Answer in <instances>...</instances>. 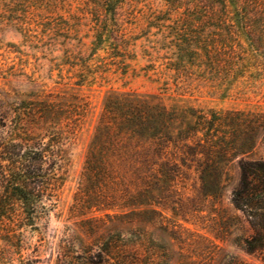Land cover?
<instances>
[{
    "label": "rangeland",
    "instance_id": "1",
    "mask_svg": "<svg viewBox=\"0 0 264 264\" xmlns=\"http://www.w3.org/2000/svg\"><path fill=\"white\" fill-rule=\"evenodd\" d=\"M193 1L0 0V171L10 142L56 143L63 156L57 192L0 199V264H57L70 243L93 256L109 237L131 264H264L231 201L240 163L264 160V50L220 66L207 53L215 17L187 10ZM135 101L178 146L212 127L215 152L207 163L170 146L168 176L133 170L125 197L103 199L85 169L101 115Z\"/></svg>",
    "mask_w": 264,
    "mask_h": 264
},
{
    "label": "trees",
    "instance_id": "2",
    "mask_svg": "<svg viewBox=\"0 0 264 264\" xmlns=\"http://www.w3.org/2000/svg\"><path fill=\"white\" fill-rule=\"evenodd\" d=\"M263 6L264 2L259 3V0H194L187 10L205 13L206 18L215 17L212 25L215 37L207 53L212 50L217 60H221L218 63L220 66L221 63H228V66L238 68L244 67L257 52L264 50V20L260 12ZM161 117L148 105L136 101L107 105L101 115L97 145L85 166L96 180L94 186L100 188L98 192L103 199L127 195L122 174L133 170L143 174L151 170L167 175L164 167L168 163L163 159L170 146L180 149L183 155L189 151L204 157L208 163L215 152L217 131L209 127L203 138L195 137V140H190L191 144L178 146L158 127ZM8 144L2 147L1 154L9 167L0 171V199L6 205L12 204L13 200L27 205L30 199H41L46 190H52L51 193L59 190L62 177L58 172L63 156L56 143L44 147L42 143L29 140ZM171 166L178 168L175 162ZM239 167L240 178L232 191L231 201L253 231L244 241V248L248 253L264 251V160L241 162ZM5 172H8L7 175ZM107 192L110 196L106 195ZM77 195L79 198L75 199H81L85 194L81 189ZM75 246L70 243L65 247L57 264H131V249L117 237L103 241L93 256L82 245H78L79 252Z\"/></svg>",
    "mask_w": 264,
    "mask_h": 264
}]
</instances>
